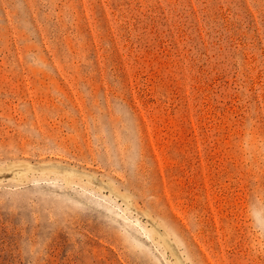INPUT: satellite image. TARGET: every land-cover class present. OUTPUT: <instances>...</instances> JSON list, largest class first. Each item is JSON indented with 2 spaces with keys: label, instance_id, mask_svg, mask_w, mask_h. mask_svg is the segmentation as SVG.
<instances>
[{
  "label": "rangeland",
  "instance_id": "rangeland-1",
  "mask_svg": "<svg viewBox=\"0 0 264 264\" xmlns=\"http://www.w3.org/2000/svg\"><path fill=\"white\" fill-rule=\"evenodd\" d=\"M0 264H264V0H0Z\"/></svg>",
  "mask_w": 264,
  "mask_h": 264
}]
</instances>
